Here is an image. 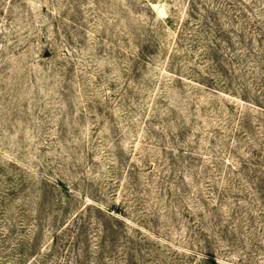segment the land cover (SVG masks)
Instances as JSON below:
<instances>
[{"label": "rangeland", "instance_id": "obj_1", "mask_svg": "<svg viewBox=\"0 0 264 264\" xmlns=\"http://www.w3.org/2000/svg\"><path fill=\"white\" fill-rule=\"evenodd\" d=\"M0 264H264V0H0Z\"/></svg>", "mask_w": 264, "mask_h": 264}]
</instances>
